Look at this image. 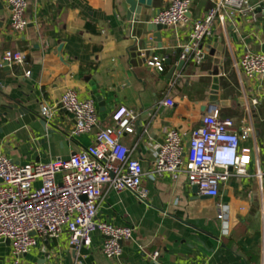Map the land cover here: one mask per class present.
<instances>
[{
    "label": "crops",
    "instance_id": "crops-1",
    "mask_svg": "<svg viewBox=\"0 0 264 264\" xmlns=\"http://www.w3.org/2000/svg\"><path fill=\"white\" fill-rule=\"evenodd\" d=\"M192 1L193 21L214 6V0ZM167 4L154 1L151 23ZM253 5L262 6L264 0H253ZM127 13L126 0H28L29 26L13 36L10 8L0 0V155L22 165L68 159L93 145L96 133L112 127L113 113L124 107L139 118L136 132L123 135L122 143L136 148L134 157L149 172L167 130L177 129L188 138L201 125L215 58L208 53L203 66L186 62L178 69L189 30L180 25L160 32L161 49L154 43L153 57L145 65L138 63L131 53L136 41ZM257 14L256 21L216 22L204 42L205 49L223 48L219 97L230 103L221 107V116L234 121L239 133L253 127L242 143L253 156L248 176L233 177L217 199L194 193L185 175L178 180L146 177V203L128 191H111L99 209V221L134 230L121 257L107 258L102 236L95 233L91 245L79 251L69 246L67 236L38 239L20 264H264V80H249L238 69L247 52L264 54V10ZM153 35L143 38L153 41ZM7 51L25 53V65L1 67ZM154 58L165 59L163 73L150 67ZM70 89L95 104L99 124L91 133L73 136L74 117L59 105ZM168 100L173 107L162 104ZM19 105L44 119L43 107L52 108L53 116L46 120L53 126L44 128L31 117L24 121ZM157 251L160 258L153 263L150 255ZM0 264H14L8 241L0 244Z\"/></svg>",
    "mask_w": 264,
    "mask_h": 264
},
{
    "label": "built area",
    "instance_id": "built-area-1",
    "mask_svg": "<svg viewBox=\"0 0 264 264\" xmlns=\"http://www.w3.org/2000/svg\"><path fill=\"white\" fill-rule=\"evenodd\" d=\"M5 1L11 11L10 33L20 36L29 26L28 0ZM192 6V0H168L152 23L167 28L188 26L180 59L196 67L207 60L204 42L212 35L216 22L225 25L237 18L256 21L258 9L264 10V6L253 5V0H214L205 17L193 21L189 18ZM25 63V53L7 51L1 67L14 69ZM164 63L165 59L154 58L149 65L163 73ZM238 69L249 80H264V54L247 52ZM257 103L253 101L254 105ZM162 104L174 106L169 100ZM59 105L74 117V137L91 133L98 126L94 102L81 99L75 90H67ZM43 116L50 120L53 109L43 107ZM138 118L134 111L119 108L112 115V127L99 130L93 145L68 159L22 165L0 155V244L9 242L14 264L21 263L37 246L38 239L60 241L67 236L69 246L79 251L91 245L95 233L102 236L101 249L107 258L121 257L124 245L133 240L134 230L99 221V209L111 191H128L146 203V177L156 180L169 176L178 180L185 175L188 185L196 186L200 196L217 199L222 186L233 177L248 176L253 156L250 149L242 148V143L253 133V127L239 133L234 121L222 118L220 105H207L201 125L188 138L177 129L167 130L149 172L134 157L136 148L122 143L123 135L136 132ZM259 178L262 182L261 173ZM160 255L154 252L150 260L157 262Z\"/></svg>",
    "mask_w": 264,
    "mask_h": 264
},
{
    "label": "water",
    "instance_id": "water-1",
    "mask_svg": "<svg viewBox=\"0 0 264 264\" xmlns=\"http://www.w3.org/2000/svg\"><path fill=\"white\" fill-rule=\"evenodd\" d=\"M154 1L155 0H126L128 5V13H127V21L129 23V29L131 32V37L136 41V45L131 49L132 57L137 60L138 63H142L145 65L148 60H150L153 55V46L154 43L158 44V48L161 49V35L160 32L166 30L167 27L162 25H155L151 23V17L154 11ZM264 6V5H262ZM149 33H154L153 41H149L148 39L143 38L147 36ZM206 51L210 53L212 57L215 58V67L211 72V76L213 78V85L210 92L209 103H215L220 105L221 107H226L230 102L221 101L219 97V89H220V80L219 77L221 75L220 63L221 56L223 53V48L210 50L209 47L206 48ZM264 53V47H263ZM140 63V64H141ZM169 64V62H168ZM185 65V62H180L179 68ZM6 69H10L6 66ZM174 73V69L171 71V76ZM19 113L22 117H24V121L27 122L28 118H32L33 120H40V124L42 127L47 128L49 126H53L44 118H40L36 112H32L22 105H19ZM207 109V106L204 107V111ZM260 129V126H258ZM259 136V133L257 134ZM194 193L198 194V188L196 186L193 187ZM204 199H210L208 197H203ZM154 263V262H153Z\"/></svg>",
    "mask_w": 264,
    "mask_h": 264
},
{
    "label": "trees",
    "instance_id": "trees-1",
    "mask_svg": "<svg viewBox=\"0 0 264 264\" xmlns=\"http://www.w3.org/2000/svg\"><path fill=\"white\" fill-rule=\"evenodd\" d=\"M14 69H16V68H14ZM222 111H225V109H222ZM222 117L225 118V117L223 116V114H222Z\"/></svg>",
    "mask_w": 264,
    "mask_h": 264
}]
</instances>
